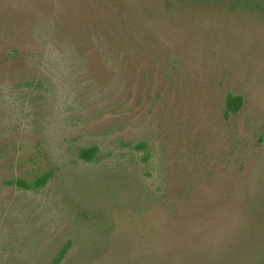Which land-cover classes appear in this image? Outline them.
Instances as JSON below:
<instances>
[{"label":"rangeland","instance_id":"rangeland-1","mask_svg":"<svg viewBox=\"0 0 264 264\" xmlns=\"http://www.w3.org/2000/svg\"><path fill=\"white\" fill-rule=\"evenodd\" d=\"M260 1L0 0V264H264Z\"/></svg>","mask_w":264,"mask_h":264},{"label":"trees","instance_id":"trees-1","mask_svg":"<svg viewBox=\"0 0 264 264\" xmlns=\"http://www.w3.org/2000/svg\"><path fill=\"white\" fill-rule=\"evenodd\" d=\"M250 3L252 2H256L255 4V8H260V3L262 1L260 0H249ZM263 4V3H262ZM243 97L241 95H234V94H228L227 99H226V111L225 114L226 116H228L230 113H237L242 105H243ZM97 147L92 146V147H88V148H82L79 151V156L86 159V160H91L92 158H94L97 154ZM53 175V172L47 171L46 173H44L42 176L38 177L37 179L34 180L33 183H28L27 181L23 180V179H18V180H9L8 183L9 184H18L22 187H26V188H33V187H41L44 186L48 183V181L51 179ZM67 253V246H63L60 251L58 252V254L54 257L53 261L51 264H62V260L65 257Z\"/></svg>","mask_w":264,"mask_h":264}]
</instances>
